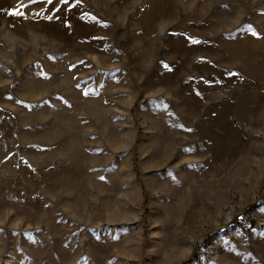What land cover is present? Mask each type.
<instances>
[{
  "label": "rangeland",
  "instance_id": "374dc122",
  "mask_svg": "<svg viewBox=\"0 0 264 264\" xmlns=\"http://www.w3.org/2000/svg\"><path fill=\"white\" fill-rule=\"evenodd\" d=\"M0 264H264V0H0Z\"/></svg>",
  "mask_w": 264,
  "mask_h": 264
},
{
  "label": "snow or ice",
  "instance_id": "6c2138e0",
  "mask_svg": "<svg viewBox=\"0 0 264 264\" xmlns=\"http://www.w3.org/2000/svg\"><path fill=\"white\" fill-rule=\"evenodd\" d=\"M48 2H49V3H52V0H48ZM64 2L66 3V2H67V0H64Z\"/></svg>",
  "mask_w": 264,
  "mask_h": 264
}]
</instances>
